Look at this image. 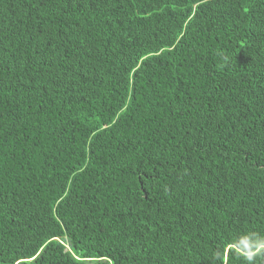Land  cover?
Instances as JSON below:
<instances>
[{
  "label": "trees",
  "instance_id": "16d2710c",
  "mask_svg": "<svg viewBox=\"0 0 264 264\" xmlns=\"http://www.w3.org/2000/svg\"><path fill=\"white\" fill-rule=\"evenodd\" d=\"M0 264H264V0H0Z\"/></svg>",
  "mask_w": 264,
  "mask_h": 264
}]
</instances>
